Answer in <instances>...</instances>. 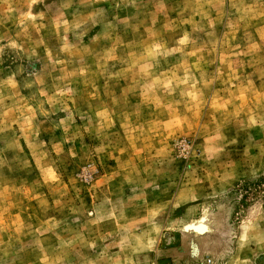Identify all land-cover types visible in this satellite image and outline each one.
I'll return each instance as SVG.
<instances>
[{
    "label": "rangeland",
    "instance_id": "rangeland-1",
    "mask_svg": "<svg viewBox=\"0 0 264 264\" xmlns=\"http://www.w3.org/2000/svg\"><path fill=\"white\" fill-rule=\"evenodd\" d=\"M0 264H264V0H0Z\"/></svg>",
    "mask_w": 264,
    "mask_h": 264
}]
</instances>
